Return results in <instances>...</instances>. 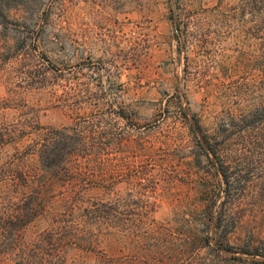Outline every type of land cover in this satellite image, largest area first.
Masks as SVG:
<instances>
[{"label": "rangeland", "instance_id": "rangeland-1", "mask_svg": "<svg viewBox=\"0 0 264 264\" xmlns=\"http://www.w3.org/2000/svg\"><path fill=\"white\" fill-rule=\"evenodd\" d=\"M237 4L0 0V213L25 194L41 201L22 234L45 264H264V152L236 170L229 251L207 245L201 204L218 216L226 184L197 159L184 118L212 131L244 109L233 92L244 73L220 75L251 50L227 19ZM37 127L67 128L76 151L25 186L11 171L38 170Z\"/></svg>", "mask_w": 264, "mask_h": 264}, {"label": "trees", "instance_id": "trees-1", "mask_svg": "<svg viewBox=\"0 0 264 264\" xmlns=\"http://www.w3.org/2000/svg\"><path fill=\"white\" fill-rule=\"evenodd\" d=\"M236 1L238 4L227 19L235 20L237 23L243 22V33L248 35L249 43L252 41L251 50L241 54L233 63V67L229 70L230 76L223 74L224 67L221 68L220 75L233 78L240 72L244 73L245 77L239 82L240 84L233 86L236 87L233 92H237L236 96L239 98L237 103H244V109L236 115L229 108L226 118L219 119L220 124L212 131L195 116L189 118L188 114L184 115L189 122V130L193 136L192 147L199 156L197 159L200 161L204 159L209 166L215 167L226 184L225 200L222 204L225 210L220 211L215 217L212 204L204 200L201 204L204 210L200 212L201 217L207 216L202 223L210 229L206 232L208 233L207 245L218 244L225 247L226 251H229L231 247L227 240L228 233L227 230L225 232L220 230L224 227L223 223L230 211L232 213L242 202V198H235L233 194L237 189L236 185L241 182L240 173L236 170L250 166L255 159H259V151L264 152V0ZM237 8L240 9L241 15ZM178 10L172 8V20L179 37L181 31L177 17ZM34 133L36 138L31 147L36 149L40 164L38 170L35 171L26 166L11 171L16 181H22L25 186L43 177V174L41 176L37 174L39 169L41 173H47V170L54 171L65 166L76 151L74 143L69 142L72 140V135L67 128L59 130L37 127ZM78 135L79 138L83 137L81 134ZM7 136L9 137V133L0 128V147L7 142L5 140ZM235 138L237 139L234 140ZM41 204L36 196L25 194L17 201H9L6 204L7 208L0 213V253L18 255L20 258L18 264H45L46 259L42 258L43 250L31 249L22 234V229H25L32 221L33 216L29 210ZM215 204L216 201L213 202V206ZM230 222L234 225L235 220Z\"/></svg>", "mask_w": 264, "mask_h": 264}]
</instances>
